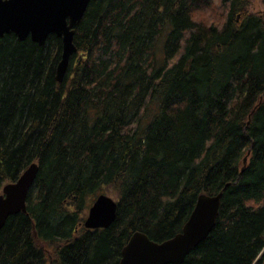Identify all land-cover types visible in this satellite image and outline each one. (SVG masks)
Instances as JSON below:
<instances>
[{
  "label": "trees",
  "instance_id": "16d2710c",
  "mask_svg": "<svg viewBox=\"0 0 264 264\" xmlns=\"http://www.w3.org/2000/svg\"><path fill=\"white\" fill-rule=\"evenodd\" d=\"M249 3L91 0L62 82L60 37L0 38V193L40 167L0 264H119L134 232L166 240L220 191L183 264H264V9ZM109 187L114 222L86 228Z\"/></svg>",
  "mask_w": 264,
  "mask_h": 264
},
{
  "label": "water",
  "instance_id": "95a60500",
  "mask_svg": "<svg viewBox=\"0 0 264 264\" xmlns=\"http://www.w3.org/2000/svg\"><path fill=\"white\" fill-rule=\"evenodd\" d=\"M91 0H0V38L15 33L20 40L30 37L44 45L51 34L62 39V57L56 79L62 82L71 56L77 52L75 27ZM247 158L244 159L246 162ZM38 162L31 163L20 177L4 185L0 194V231L9 216L27 211L28 195L39 174ZM223 191L201 193L181 232L161 242L146 233L134 232L123 247L119 264H183L191 250L204 241L216 225ZM117 201L97 196L84 222L88 229L107 228L115 220Z\"/></svg>",
  "mask_w": 264,
  "mask_h": 264
},
{
  "label": "rangeland",
  "instance_id": "374dc122",
  "mask_svg": "<svg viewBox=\"0 0 264 264\" xmlns=\"http://www.w3.org/2000/svg\"><path fill=\"white\" fill-rule=\"evenodd\" d=\"M247 9H248L249 12H260V11H262L264 9V4H263V2L261 0H250V3L248 5ZM217 11H215V12H217ZM115 190H116L115 188H113V187L110 188L109 187L104 192L109 194V195H111V196H113V198L116 199L117 197L115 195L116 194ZM87 213H88V210L86 211V214Z\"/></svg>",
  "mask_w": 264,
  "mask_h": 264
},
{
  "label": "bare ground",
  "instance_id": "6f19581e",
  "mask_svg": "<svg viewBox=\"0 0 264 264\" xmlns=\"http://www.w3.org/2000/svg\"><path fill=\"white\" fill-rule=\"evenodd\" d=\"M263 253H264V250H263ZM263 256H264V254H263ZM263 260H264V258H263Z\"/></svg>",
  "mask_w": 264,
  "mask_h": 264
}]
</instances>
